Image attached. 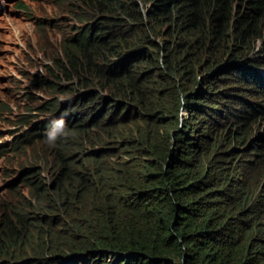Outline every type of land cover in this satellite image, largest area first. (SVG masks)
<instances>
[{
	"label": "trees",
	"instance_id": "1",
	"mask_svg": "<svg viewBox=\"0 0 264 264\" xmlns=\"http://www.w3.org/2000/svg\"><path fill=\"white\" fill-rule=\"evenodd\" d=\"M70 2L81 26L33 84L57 93L42 111L63 96L68 136L32 140L53 183L23 169L53 215L4 204L0 257L24 243L25 264H264V137L238 156L264 118V0Z\"/></svg>",
	"mask_w": 264,
	"mask_h": 264
},
{
	"label": "rangeland",
	"instance_id": "2",
	"mask_svg": "<svg viewBox=\"0 0 264 264\" xmlns=\"http://www.w3.org/2000/svg\"><path fill=\"white\" fill-rule=\"evenodd\" d=\"M75 10L70 0H0V143L12 142L30 126L35 123L39 126V122L50 115L42 112L41 105L46 103V99L51 101L50 96H56L54 91L47 88L43 92L35 89L33 84L38 86L37 83L43 79L50 83L51 76L46 65L57 54L62 36L74 28L76 23L69 11ZM65 24L72 27L65 28ZM261 44L258 40L254 42L256 47ZM257 73L262 81L264 72ZM29 106H32L30 110ZM20 120L26 122L19 126ZM251 125L246 142L243 145L240 143L239 158L251 156L248 153L255 144L260 146L264 137V118L253 121ZM2 144L0 150L3 149ZM51 165V155L44 150L43 144L36 141L0 156V204H3L0 208L4 204L9 209L14 205L21 209L29 208V212L36 215H53L43 209L36 212L34 200L23 179V167L34 166L39 179L46 185L50 184L54 177ZM22 244L12 253L18 259L8 253L0 257V264H25L26 258H32L29 248Z\"/></svg>",
	"mask_w": 264,
	"mask_h": 264
},
{
	"label": "clouds",
	"instance_id": "3",
	"mask_svg": "<svg viewBox=\"0 0 264 264\" xmlns=\"http://www.w3.org/2000/svg\"><path fill=\"white\" fill-rule=\"evenodd\" d=\"M75 23H76L75 26H81V24H78L76 21H75ZM65 26H69V24H67V25L65 24ZM71 27L72 26L65 27V28H69L70 29ZM74 29L75 28L70 29V31H68L67 34L69 32L75 31ZM61 40H62V38H61ZM58 47H59V45H58ZM57 53H58V51H57ZM50 64H51V60H50V62L47 65L50 66ZM253 69L255 71L257 70L260 73H261V71L264 72V67H254ZM62 82H64V84L69 83L68 81H62ZM55 95H57V93H55ZM52 97L53 96H50V100H51ZM58 98L60 100V103H62V104H60V105L57 104V106L55 107V109L53 111L43 110L42 112H44V113H47L48 112V114H50L48 117H46V120H44L42 122H39V126L35 123L34 125L30 126V129L28 131L22 133V135L19 134L18 137L14 138L15 140H12V142H14V144L12 146H14L15 143L18 140H21L23 138L24 139H28V140L30 139L31 140V143L34 142V141L38 142L37 140H34V141H32V140L34 139V136L35 135H38L39 133L44 132L43 130H45L46 132H48L47 138H46V143L49 145V147H55L56 146V141L58 139H60V138H66L68 136V132H67V130L65 128V121H66V119L68 117L67 114L64 113V102H65V99H63V96H59ZM44 102L47 103L48 102V99H46ZM44 104H42L41 106H43ZM58 107H60L59 110H57ZM24 122H26V121L18 122V125L20 126ZM12 142L8 141V142H5L3 144L2 143H0V144H2L3 148H5V147L9 148V146L12 147L11 146ZM17 149H19V148H17ZM49 155H51V157H52V165H51V168H53V156H52L51 153H49ZM31 167L33 169H37L34 166H31ZM23 168H25V167H23ZM51 175L54 176V170L51 172ZM53 180L54 179L52 178L51 181H50V184L53 183ZM33 206L35 207L34 202H33ZM36 212H37V210H36ZM32 214L33 215H36L37 213H32ZM18 264H20V263H18Z\"/></svg>",
	"mask_w": 264,
	"mask_h": 264
}]
</instances>
